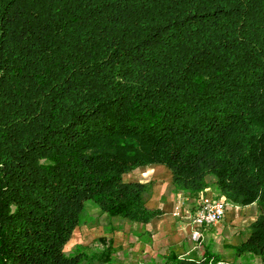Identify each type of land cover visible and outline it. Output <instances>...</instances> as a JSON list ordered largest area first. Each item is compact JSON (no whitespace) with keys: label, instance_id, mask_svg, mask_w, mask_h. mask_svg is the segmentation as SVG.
<instances>
[{"label":"trees","instance_id":"obj_1","mask_svg":"<svg viewBox=\"0 0 264 264\" xmlns=\"http://www.w3.org/2000/svg\"><path fill=\"white\" fill-rule=\"evenodd\" d=\"M153 163L257 203L264 256V0H0V264H79L89 202L149 222Z\"/></svg>","mask_w":264,"mask_h":264},{"label":"crops","instance_id":"obj_2","mask_svg":"<svg viewBox=\"0 0 264 264\" xmlns=\"http://www.w3.org/2000/svg\"><path fill=\"white\" fill-rule=\"evenodd\" d=\"M125 179L151 186L146 204L158 214L142 223L110 217L91 202L94 216L87 210V221L75 228L65 245L67 254L80 255L79 264H264V256L237 251L260 216L257 203L228 202L223 219L206 226L203 241L198 243L192 238L186 210L196 209L203 195L220 197L213 186L190 195L174 186L172 171L160 163L137 167ZM182 201L184 208L175 215V206Z\"/></svg>","mask_w":264,"mask_h":264},{"label":"built area","instance_id":"obj_3","mask_svg":"<svg viewBox=\"0 0 264 264\" xmlns=\"http://www.w3.org/2000/svg\"><path fill=\"white\" fill-rule=\"evenodd\" d=\"M227 201L223 197L203 195L196 209L187 211V218L190 220L192 238L201 243L204 238V228L219 223L226 212ZM184 208V202L175 206L174 214L180 215Z\"/></svg>","mask_w":264,"mask_h":264},{"label":"rangeland","instance_id":"obj_4","mask_svg":"<svg viewBox=\"0 0 264 264\" xmlns=\"http://www.w3.org/2000/svg\"><path fill=\"white\" fill-rule=\"evenodd\" d=\"M221 197V196H220ZM91 202H89L88 204H87V207H88V211H90L92 214L91 215H93L94 216V205L93 206H91V204H90ZM92 223H94V221H92Z\"/></svg>","mask_w":264,"mask_h":264}]
</instances>
